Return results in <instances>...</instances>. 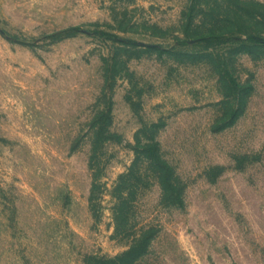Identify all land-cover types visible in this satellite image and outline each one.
Segmentation results:
<instances>
[{
  "label": "rangeland",
  "instance_id": "374dc122",
  "mask_svg": "<svg viewBox=\"0 0 264 264\" xmlns=\"http://www.w3.org/2000/svg\"><path fill=\"white\" fill-rule=\"evenodd\" d=\"M138 142L132 264H264V0H0V264L126 251Z\"/></svg>",
  "mask_w": 264,
  "mask_h": 264
},
{
  "label": "trees",
  "instance_id": "16d2710c",
  "mask_svg": "<svg viewBox=\"0 0 264 264\" xmlns=\"http://www.w3.org/2000/svg\"><path fill=\"white\" fill-rule=\"evenodd\" d=\"M258 39V38H256ZM136 157L133 167L126 173L120 174L117 178L112 193L115 197V204L112 207L115 225V235L130 241V247L120 255L108 259L95 258L91 264H132L136 258L146 252L156 231L154 228L142 229L137 232V226L132 224L131 215L134 208V197L138 189L143 185L144 180L138 165L143 160H149L163 187L168 190V186L175 188L170 172L171 166L165 161L159 152L157 142L142 144L138 142ZM96 188V184L94 185Z\"/></svg>",
  "mask_w": 264,
  "mask_h": 264
}]
</instances>
